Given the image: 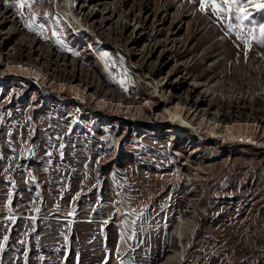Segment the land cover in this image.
<instances>
[{
  "label": "rangeland",
  "instance_id": "1",
  "mask_svg": "<svg viewBox=\"0 0 264 264\" xmlns=\"http://www.w3.org/2000/svg\"><path fill=\"white\" fill-rule=\"evenodd\" d=\"M31 11L0 0V264H264V46L199 0Z\"/></svg>",
  "mask_w": 264,
  "mask_h": 264
},
{
  "label": "snow or ice",
  "instance_id": "2",
  "mask_svg": "<svg viewBox=\"0 0 264 264\" xmlns=\"http://www.w3.org/2000/svg\"><path fill=\"white\" fill-rule=\"evenodd\" d=\"M37 2L38 0H12L9 3V0H5V4L16 9L18 17L24 21V27L28 31L43 35L45 24L38 23L36 13L31 11L32 6ZM190 2L195 3L196 0H190ZM249 6L255 9H264V2H258V0H246V2L245 0H199V10L201 13L207 15L210 8L212 15L218 20L226 22L229 32L236 33L237 39L241 40L245 46V58H247L248 50H250L253 41L264 46V24H259L250 18ZM25 8L29 10L28 16H25ZM44 19L49 23H58L55 17L50 18L48 12L44 13ZM233 20L235 23H233ZM245 21H248V23L246 24ZM52 36L56 37L58 45L64 46L55 30H53ZM44 39L47 40L49 37L44 36ZM2 247L3 245L0 244V248Z\"/></svg>",
  "mask_w": 264,
  "mask_h": 264
},
{
  "label": "bare ground",
  "instance_id": "3",
  "mask_svg": "<svg viewBox=\"0 0 264 264\" xmlns=\"http://www.w3.org/2000/svg\"><path fill=\"white\" fill-rule=\"evenodd\" d=\"M84 219H86V218H78L77 221L82 222V221H85ZM86 220H87V219H86Z\"/></svg>",
  "mask_w": 264,
  "mask_h": 264
}]
</instances>
